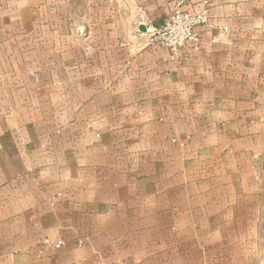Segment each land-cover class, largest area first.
<instances>
[{
    "label": "rangeland",
    "instance_id": "obj_1",
    "mask_svg": "<svg viewBox=\"0 0 264 264\" xmlns=\"http://www.w3.org/2000/svg\"><path fill=\"white\" fill-rule=\"evenodd\" d=\"M165 1L160 11L139 10L137 20L147 31L136 24L134 52L166 54L163 67L150 70L147 63V72L143 66L149 60L130 66L132 53L126 49L132 43L125 37L122 48L103 43L107 48L102 55L111 56L98 58L97 34L104 35L94 25L104 10L92 8V0H0V240L9 241L11 249L22 241L23 228L16 215H9L8 223L5 212L11 214L19 193L30 198L34 191L41 193V205H54L55 193L81 191L82 179L90 181L94 192L98 179L157 178L164 162L170 163V179L185 183L179 188L186 200L206 192L209 187H200L201 181L218 173L241 180L243 166L249 165L244 176L256 183L262 158L255 152L257 138L259 131L264 133V0ZM173 17L180 19L168 31ZM190 26V34L184 33ZM89 28L94 40L86 36ZM105 28L112 34L113 26ZM146 85L187 87L171 90L169 103L154 107V122L149 121L153 107L144 100ZM204 95L212 104H195ZM245 127L255 146L251 153H227V141L242 138L209 139L215 128ZM201 134L208 142L199 145ZM202 150L213 154H197ZM229 192L240 196L242 188L239 184ZM256 194L257 187H250V197ZM84 205L80 199L74 202L72 229L59 224L51 234L32 225L28 237L45 246L60 244L59 264H264V216L250 218L244 226L241 218L224 219L228 224L233 220L234 233H193L196 227L187 219L176 231L177 219L155 218L153 234H116L111 224L105 228L99 223L94 205L91 216ZM136 205L132 215L140 220L141 204ZM192 205L186 201V208ZM234 209L240 213L241 202ZM260 209L264 211V201ZM198 221L205 230L204 221ZM71 243L89 248L72 257L67 253Z\"/></svg>",
    "mask_w": 264,
    "mask_h": 264
},
{
    "label": "crops",
    "instance_id": "obj_2",
    "mask_svg": "<svg viewBox=\"0 0 264 264\" xmlns=\"http://www.w3.org/2000/svg\"><path fill=\"white\" fill-rule=\"evenodd\" d=\"M88 3L92 4V8L97 6L98 10H104V13H102L104 14V17L100 16L97 19L96 24L94 25L98 26L99 30H103L104 35L100 36L101 34H97L96 41L98 42L97 45L100 46L98 49L100 52L98 58L108 59L109 56H111V54L109 53H104V55H102V52L106 51L107 48L105 47V45H103V43L113 42L114 44H117L115 47L122 48V46H125L121 44L122 37H125L128 44L132 43V46L130 45L128 48L126 47V50L130 54L132 53L129 58V64L131 67L138 68L139 60L143 59L149 60L145 63L146 66L141 65L145 67V69L148 67V64L150 66L148 67L150 70L159 68L160 66L163 67L165 65L166 54L160 50L144 52L140 56H137L134 50L136 51V47L138 44L137 42H139L135 26L136 24H138L137 27L139 28L140 26L144 25L137 20L139 18V12H152L153 10L160 11L167 4V1L92 0V2ZM168 4L170 5V1ZM121 6L127 8V10H124L123 13L119 10ZM152 14L150 15L152 16ZM120 24H123L128 28H123L120 26ZM91 25L93 24H90L89 26ZM106 26L114 27L112 34L109 32V29L108 31L106 30ZM86 36L88 39H95V34H93L91 28H89ZM146 71L148 72L147 69ZM205 86L206 85H203L202 89ZM185 87H187V85H146L147 94L144 99L146 100L145 104L146 106L153 107L151 109L149 121L156 122L158 120V114L156 113L154 107L166 106L169 103L171 90H182L185 89ZM194 102L197 105L212 104L211 99L206 97L205 95L203 97L195 99ZM230 105L232 106L233 104ZM231 110L233 111L232 108ZM160 114L161 113H159V115ZM247 114L249 115V113ZM257 117V122H261L262 119L260 110L257 112ZM212 120L219 123L217 118ZM243 121L245 122L246 119H244ZM248 121L250 120L248 119ZM246 128L247 127L242 128L241 130L231 131H227L224 129L221 131H217L218 128H215L216 131L213 132L210 137H208L209 139L213 137H218L219 139H221V137H227V139L242 138L237 142L231 141V144L227 141L226 150L229 154L239 153L244 155L245 153H251V150L255 151L253 149L255 148V146H252L253 138H251V131ZM205 138L206 136L204 134H201V137H197L200 142L197 141L196 143L202 145L204 144V142H208V140ZM257 139L259 144L257 145L258 148L256 147L255 152L257 154H260L262 158L260 161H258L256 183L249 180V176H244L246 170H250L249 165L247 167L243 166V177L241 178V180H235L232 176L233 173L227 174V178L220 175L219 173L216 177L210 178V180L208 178H205V181H201L200 187L207 186L209 188H206V192L199 193V195H191V200H186L185 192H182L183 189L179 188L184 187L185 183L182 181L180 182L178 178V182L170 179L169 162L162 163L161 169H158V174L160 175H158L157 178L150 176L149 178L146 177L139 180V178H137L136 176H130L126 179L119 178L113 179L111 181H99L101 179H98L97 190L94 192H91L90 181L87 179H82L81 191L72 190L71 192L67 191L66 193L58 191L54 195V205H50L48 203L47 205L49 206L41 205V202L44 201L43 197H41L43 196L41 193L36 194V192L34 191V197L31 198L19 193L17 195L16 205H12L13 207L11 210V214L10 210H7L5 212V218L8 219L9 223V215H16L19 225H21V227L23 228V232L21 231L22 241H18V245H13L11 249L9 241H4V239L1 238L0 264H11V262L15 261H17V264H59L56 260L58 256L62 255V251H59L57 248H55L54 244L45 246L41 242L32 240V237H28L27 233H30V230H27V227L34 225V229H36L37 231L43 230L44 233L51 234L56 232L59 224L65 226L66 229L68 228V226L70 227L69 229H72L73 221L71 219L74 217V202L79 199L80 201L85 203V205L83 206V211L86 212L87 216L92 215L89 210L91 208V205H94L93 207L96 208L95 211L98 214V218L102 219L101 221L99 220V223L105 228L107 227L105 226V224H111L110 226H113V233L116 234H153L155 218H170L172 220L177 219L179 225L177 226L178 229H176V231H178L180 227H182V221L187 219L186 223H194V226L196 227V230L193 233H234V229L232 226L233 220L229 221L228 224V222H226L224 219L233 217L241 218L242 225L244 226L246 222H249L250 218L260 219L262 216H264V211L260 209V202L263 203L264 201V145L262 143V139H264V133H260L259 131ZM205 146L206 145H203L202 147ZM194 150H196V148ZM203 153H208L209 155L213 154L210 152H204V150L200 151L197 154ZM214 163L217 164L219 163V161L215 160ZM56 183H58V181ZM239 184L242 188L241 195L235 196L231 194L229 191H232L234 187ZM123 186H129V189L123 190ZM172 186H177V189H175L176 191L171 192ZM255 186L257 187V194L255 195V197L251 196L253 197L251 198L250 187ZM124 195L127 196V198L125 200H121L122 196ZM186 201L193 202L191 208H186ZM58 202H60V204ZM62 202H65V207L61 204ZM137 202L141 204L142 209L140 213V220H138V215H132L134 208H136L137 206ZM199 202L203 204H200ZM238 202H241V212L235 213V211L237 210L234 209V206ZM67 203L69 204V206H66ZM255 203H257L258 205L256 206ZM1 212L2 217H4L3 211ZM119 212L122 213L119 215ZM127 213L129 215H127ZM125 215L128 216L127 219L124 218ZM120 217H123L125 221H119ZM59 218L64 219L65 223L59 221ZM133 218H136L138 221L134 220ZM199 218H201L205 223V230L203 231L200 230L201 227L200 222L198 221ZM161 226L168 228L167 223L164 224L162 222ZM171 227H173V225ZM223 227H226V229H223ZM101 229L102 228H99V231H102ZM6 232L9 233V231L7 230L5 232H1V234H6ZM67 247L65 246L64 249ZM88 248L89 246L86 245L82 248L71 243L67 248V253L69 255H73L72 257H74L75 253L79 254L81 249L87 250ZM10 252L12 253V256L10 255ZM73 259L74 258L70 259L71 262L73 261Z\"/></svg>",
    "mask_w": 264,
    "mask_h": 264
},
{
    "label": "built area",
    "instance_id": "obj_3",
    "mask_svg": "<svg viewBox=\"0 0 264 264\" xmlns=\"http://www.w3.org/2000/svg\"><path fill=\"white\" fill-rule=\"evenodd\" d=\"M179 19H180V17H173V18H171V19L167 22V24H166V29H167L168 31H172L173 28H174V24H175ZM183 31H184V33H188V34H190L191 26H190V27H185V29H183ZM184 33H183V35H184V37H185L186 35H185ZM169 34H170V33H169ZM168 39H169V38H168ZM169 45H171V43H170ZM60 247H61L60 244H57V245H56V248H57V249H59Z\"/></svg>",
    "mask_w": 264,
    "mask_h": 264
},
{
    "label": "water",
    "instance_id": "obj_4",
    "mask_svg": "<svg viewBox=\"0 0 264 264\" xmlns=\"http://www.w3.org/2000/svg\"><path fill=\"white\" fill-rule=\"evenodd\" d=\"M140 30H141V32H146L147 28L144 25H142V26H140Z\"/></svg>",
    "mask_w": 264,
    "mask_h": 264
}]
</instances>
